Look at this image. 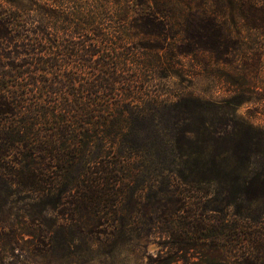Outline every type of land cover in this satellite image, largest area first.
Returning a JSON list of instances; mask_svg holds the SVG:
<instances>
[{
	"label": "trees",
	"instance_id": "obj_1",
	"mask_svg": "<svg viewBox=\"0 0 264 264\" xmlns=\"http://www.w3.org/2000/svg\"><path fill=\"white\" fill-rule=\"evenodd\" d=\"M92 6L0 0V206L16 197L41 223L66 196L86 225L95 207L133 201L155 157L164 201L178 209L204 198L215 214L233 206L241 216V200L264 207V126L238 113L264 100V0H100L117 27ZM175 53L212 67L229 95L164 91L161 80L179 75ZM173 180L200 193L174 199ZM215 217L192 225L205 264H264V224L246 231L257 252L230 261L222 237L239 231ZM16 236L0 224V264H25Z\"/></svg>",
	"mask_w": 264,
	"mask_h": 264
},
{
	"label": "rangeland",
	"instance_id": "obj_2",
	"mask_svg": "<svg viewBox=\"0 0 264 264\" xmlns=\"http://www.w3.org/2000/svg\"><path fill=\"white\" fill-rule=\"evenodd\" d=\"M87 3L93 5L91 10L97 13V21L107 27H117L111 11L99 10L100 0H87ZM174 61L179 75L161 80L160 87L164 91L175 92V97L187 91L208 97L229 95L230 87L221 81L213 83L217 76L208 73L212 67L203 68L194 59L176 53ZM261 80L264 81V74ZM238 113L264 126V100L246 103ZM107 159L116 157L111 154ZM152 159L156 161L155 157ZM154 160L151 169L138 177L142 179L143 176L141 185H132L133 201L124 198L113 204L109 200L95 207L93 217L86 225L82 222L88 220L87 214L79 212L75 204L65 203L66 196L59 203L50 200L41 223L30 221L23 211L25 205L16 197L11 206H0V224L6 228L13 226L17 231L14 252H18L19 259L25 264H205L208 254L200 245L207 241L201 240L198 246L195 245L197 240L192 225L197 222L206 224L205 221L214 216L216 219L223 217L228 224H236L239 231L237 239L222 237L224 253L230 261L233 255L257 252L246 231L256 237L257 230L264 224V207L260 203L241 200V216L238 217L233 215V206L225 207L222 214H215L211 210L212 202H207L206 198L199 205L190 203L178 209L179 203L164 201L161 191L163 178L158 175ZM134 182L138 183L137 180ZM172 183L170 189L175 191L174 199L180 192L190 197L200 193L196 188L180 185L175 180ZM205 189L209 188H202ZM163 205L166 210H163ZM35 209L40 210L39 207ZM168 212L172 213L171 218L165 215ZM187 221L189 227L186 226L187 229L183 230L186 233H183L181 224ZM29 227L35 230L34 236L25 234Z\"/></svg>",
	"mask_w": 264,
	"mask_h": 264
}]
</instances>
